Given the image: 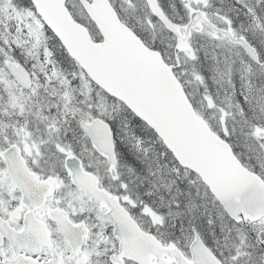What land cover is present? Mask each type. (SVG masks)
I'll use <instances>...</instances> for the list:
<instances>
[{
    "label": "snow or ice",
    "instance_id": "snow-or-ice-1",
    "mask_svg": "<svg viewBox=\"0 0 264 264\" xmlns=\"http://www.w3.org/2000/svg\"><path fill=\"white\" fill-rule=\"evenodd\" d=\"M0 264H264V0H0Z\"/></svg>",
    "mask_w": 264,
    "mask_h": 264
}]
</instances>
